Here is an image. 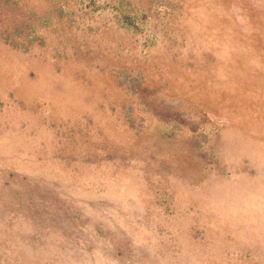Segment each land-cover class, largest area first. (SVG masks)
Returning <instances> with one entry per match:
<instances>
[{
	"label": "rangeland",
	"instance_id": "obj_1",
	"mask_svg": "<svg viewBox=\"0 0 264 264\" xmlns=\"http://www.w3.org/2000/svg\"><path fill=\"white\" fill-rule=\"evenodd\" d=\"M0 264H264V0H0Z\"/></svg>",
	"mask_w": 264,
	"mask_h": 264
}]
</instances>
